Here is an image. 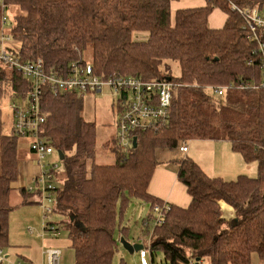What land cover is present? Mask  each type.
Returning <instances> with one entry per match:
<instances>
[{
	"label": "trees",
	"instance_id": "1",
	"mask_svg": "<svg viewBox=\"0 0 264 264\" xmlns=\"http://www.w3.org/2000/svg\"><path fill=\"white\" fill-rule=\"evenodd\" d=\"M174 1L180 0H0V50L21 63L42 59L47 73L63 75L73 70L72 63L91 64L103 78L124 75L179 84L167 123L135 133L137 145L127 150L116 136L107 141L116 156L113 164L96 162L97 126L83 116L88 92L54 94L43 85V136L59 158V151L65 155L63 171L56 172L53 164L49 171L57 182L54 210L67 217L72 264H112L120 239H129V228L119 226L132 200L149 203L150 221L154 206L167 203L148 190L157 150L179 149L197 139L229 141L244 161L257 164V176H210L194 159H176L178 179L191 202L188 207L169 203L161 224L149 221L143 227L139 237L148 236L144 248L152 263L159 250L166 264L205 259L207 264H250L254 254L264 263V87L255 86L264 78V67L247 19L231 6L264 13V0H206L204 6L173 14ZM216 8L228 14L221 28L209 24ZM165 60L178 62L179 76L163 72ZM4 62L0 59L1 249L9 246L12 192L18 189L31 202L37 194L29 186H15L19 137L5 133L2 118L3 100L26 97L32 81ZM224 85L223 95L210 89ZM221 201L234 208L233 217L225 218Z\"/></svg>",
	"mask_w": 264,
	"mask_h": 264
},
{
	"label": "built area",
	"instance_id": "2",
	"mask_svg": "<svg viewBox=\"0 0 264 264\" xmlns=\"http://www.w3.org/2000/svg\"><path fill=\"white\" fill-rule=\"evenodd\" d=\"M232 9L239 11L249 25L252 40H257V51L260 52L261 63L264 67V13L258 7L243 9L236 4H232ZM5 23V22H3ZM0 59L10 66H16L25 78L32 81L31 89L22 98L21 102L13 101L12 108V133L18 137H33L31 150L41 165V173L35 177L34 186H29L30 191L39 193L42 201L49 199L55 204L51 183L53 173L44 171L43 161L55 153L53 147L47 143L43 136V125L46 123L47 115L42 111L41 98L43 85L48 84L54 94L64 91L80 92H102L108 87L115 96L117 109L116 130L117 142L124 150L130 148L133 143L135 133L147 131L157 126L167 123L170 107L172 105L173 94L178 83L170 79L144 80L139 77L115 75L103 78L96 75L91 64L78 66L72 63L73 70L63 75L61 73H47L44 69L42 59L26 60L21 63L7 50H0ZM255 86L264 87V78ZM228 85L210 87L216 94L223 95ZM184 153L188 151L187 143L180 146ZM50 165V164H49ZM57 166L56 164H53ZM45 221L50 217L54 208L43 205ZM171 209L169 203L158 205L153 208L155 220L153 225L161 224L167 212ZM145 224H149L145 222ZM47 230L58 233V228L54 223H45ZM32 231V229H30ZM45 234L42 232V235ZM150 252L149 248H145ZM46 264H61L63 251L60 248L50 247L44 251ZM13 264L11 254L0 248V263ZM18 264H33L28 261H21Z\"/></svg>",
	"mask_w": 264,
	"mask_h": 264
},
{
	"label": "rangeland",
	"instance_id": "3",
	"mask_svg": "<svg viewBox=\"0 0 264 264\" xmlns=\"http://www.w3.org/2000/svg\"><path fill=\"white\" fill-rule=\"evenodd\" d=\"M161 68L164 73L171 71L172 76L180 75V67L177 61L165 60ZM115 99V96L108 87H105L102 92H88L83 95V116L87 121L96 123L97 126L96 162L98 163L113 164L116 161L114 152L111 150L110 145H107V141L117 136V109L112 106ZM14 100L21 102L22 99L6 97L2 102V118L5 125V132H8L12 125V108L10 107V104ZM33 140L34 139L31 136L19 137L18 139V157L22 160L19 161V178L15 183L16 188L21 184L34 186L35 177L41 173V165L31 150ZM204 140L210 141V139ZM211 150L214 152L212 157H216L214 167L209 164V159L207 160L206 155L203 157L196 156L200 164L197 161L196 162L201 168L206 173L209 172V174H211L210 170L216 169L219 171L220 167H224L234 172L230 177H227V175H229L227 174V179L236 178L241 169L239 170L235 167L234 163L229 160V155L226 154L220 146L217 148V145ZM170 153L172 154L171 158L169 157ZM185 154L186 153L179 152V149L160 148L156 152V157L157 161L160 163L167 158H170L171 160L184 157L186 156ZM237 154L240 155L239 153ZM241 158L243 159L242 156ZM26 159H28L27 162ZM56 163L58 166L55 171L58 173L62 172L63 163L56 153L48 156L43 161L44 171L50 170L51 167L49 164ZM243 163L242 173L246 172L250 176H257L258 170L255 162L247 163L243 159ZM90 167L91 162L88 163V168L90 169ZM56 183L55 178H53L52 185L55 186ZM39 198L40 199L35 202H31L30 199H24L20 192H18V189H15L12 192L10 203L11 211L8 219L9 246L2 250L11 253L13 264H18V262L25 260L28 262L33 261V264H46L44 251L50 247L60 248L63 251V260L61 264H72L74 262V249L71 247L69 234L65 227L67 217L53 209L50 213V217L45 221L43 205L54 208V203L50 202L49 199L42 201L41 195H39ZM151 213L152 211L149 203L139 199L132 200L124 216V223H127L129 228V239L131 241L137 243L139 241V244L143 245H145V241L148 242V236L144 239L139 236L144 227L143 218H147ZM46 222L54 223L55 227L58 228V233L55 234L53 231H44ZM30 229H32V231ZM149 230H152V228H149ZM42 232L45 234L42 235ZM122 260H124L126 264H166L163 253L160 250L156 252L155 261L152 263L150 252H146L145 248L131 253L120 242L119 249L115 254L112 264H121ZM262 263L263 262L257 254L252 256L250 264ZM0 264L7 263L4 262ZM202 264H207V260L205 259Z\"/></svg>",
	"mask_w": 264,
	"mask_h": 264
},
{
	"label": "crops",
	"instance_id": "4",
	"mask_svg": "<svg viewBox=\"0 0 264 264\" xmlns=\"http://www.w3.org/2000/svg\"><path fill=\"white\" fill-rule=\"evenodd\" d=\"M205 4H206V0L174 1L172 3V10L174 14V12L178 8L199 7V6H204ZM227 18H228L227 13H225L219 8H216L213 10L211 15L209 16V24L211 27L221 28L225 24V21ZM5 133H9V134L12 133V125L9 131ZM204 142H211V143H204ZM187 145H188V151L185 154L187 157L189 156L192 159H195V161L199 163L198 158L196 156L203 157L204 155H206V158L207 160L209 159L208 162L210 165H212V167H214V162L216 160V157L214 158L212 157V154L214 152L211 149L215 145H217V148L220 146L221 149L225 151L226 154L229 155V160H231L234 163L235 167L238 168L239 170L241 169L239 174H243V173L248 174L246 172H243V173L241 172L243 169L242 164H244L243 159L241 158L240 155H238L235 151H233L231 143L229 141H226V140H210L209 141V140H198L197 139V140H192L191 142L187 143ZM204 148H207V149H204ZM179 152L184 153L180 150V148H179ZM169 157L170 158L172 157L171 153L169 154ZM170 158H167L163 162H160V163L158 162V165L155 169L151 182L149 183L148 190L151 194L161 199L163 202L171 203L173 205H178L181 207H188L191 202V198L187 192L186 186L178 179L177 174H178L179 165L176 162V159L170 160ZM19 160L21 161L22 159H19ZM27 161L28 159H26V162ZM219 171L216 169H212L210 170L211 174H209V172L207 174H209L210 176H221L223 178H226L227 174H229L227 175V177H230L234 173L232 170H228L224 167H220ZM21 186H24V185L21 184ZM39 195L40 194L37 193L33 197L32 200L36 201L40 199ZM220 204H221L222 211H223L225 218H231L235 215V210L232 206H230L229 204L223 201H221ZM155 216L156 215H154V220H155ZM149 221L150 220L148 218H143L144 226L148 225V224H145V222H148V223L151 222L153 224V221H150V222ZM119 227L120 228L128 227L127 223H124V219L122 220V223L120 224ZM127 241L133 242L130 239H128ZM133 243H137V242H133ZM7 253L11 254L10 252H7ZM11 259H12V255H11ZM31 262L33 263V261Z\"/></svg>",
	"mask_w": 264,
	"mask_h": 264
},
{
	"label": "water",
	"instance_id": "5",
	"mask_svg": "<svg viewBox=\"0 0 264 264\" xmlns=\"http://www.w3.org/2000/svg\"><path fill=\"white\" fill-rule=\"evenodd\" d=\"M137 145V137H134L133 139V146L136 147ZM59 155H60V159H64V153L59 151ZM120 242L124 245V247L127 248L128 251H130L131 253L135 252V251H140L141 249H144V245L143 244H139V243H131L130 241H127L124 238L120 239Z\"/></svg>",
	"mask_w": 264,
	"mask_h": 264
}]
</instances>
